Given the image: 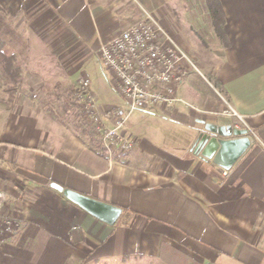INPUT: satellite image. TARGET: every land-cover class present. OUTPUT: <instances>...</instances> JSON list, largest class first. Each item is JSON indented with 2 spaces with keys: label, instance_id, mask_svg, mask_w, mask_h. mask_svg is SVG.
Returning a JSON list of instances; mask_svg holds the SVG:
<instances>
[{
  "label": "crops",
  "instance_id": "1",
  "mask_svg": "<svg viewBox=\"0 0 264 264\" xmlns=\"http://www.w3.org/2000/svg\"><path fill=\"white\" fill-rule=\"evenodd\" d=\"M219 2L224 42L202 0H0L29 43L25 71L34 58L51 59L60 74L55 84L65 88L75 87L78 65L139 7L155 14L256 135L229 171L190 154L202 122L230 124L218 115L223 105L213 89L192 73L176 88L187 105L131 113L138 115L129 116L125 132L134 145L111 162L86 140L55 145L68 132L52 120L46 148L0 141V220L13 222L0 227V264H264V0ZM92 86L102 107H124L121 99L102 102L105 88ZM0 107V137L18 136L26 128L20 111ZM52 183L121 215L107 225Z\"/></svg>",
  "mask_w": 264,
  "mask_h": 264
},
{
  "label": "built area",
  "instance_id": "2",
  "mask_svg": "<svg viewBox=\"0 0 264 264\" xmlns=\"http://www.w3.org/2000/svg\"><path fill=\"white\" fill-rule=\"evenodd\" d=\"M123 30L107 41L99 43L97 57L101 68L113 76L114 89L123 102V108L102 107L90 88L86 77L75 85V95L100 144V152L109 162L116 152L127 153L134 145L126 135L125 124L134 111H144L174 103L186 104L176 95V88L189 74L200 76L213 89L222 103L221 117L230 120L225 132L246 130L256 137L230 103L203 77L189 55L171 38L159 22L146 10ZM227 172H223L226 176ZM3 194L0 195V203ZM13 225L10 219L0 221L1 229Z\"/></svg>",
  "mask_w": 264,
  "mask_h": 264
},
{
  "label": "rangeland",
  "instance_id": "3",
  "mask_svg": "<svg viewBox=\"0 0 264 264\" xmlns=\"http://www.w3.org/2000/svg\"><path fill=\"white\" fill-rule=\"evenodd\" d=\"M172 7L173 6L170 5V8L167 9L170 17L175 13V11H172ZM149 14L157 22H160L155 14ZM183 50L188 54H194L185 49ZM4 51L10 53V49H4ZM190 59L200 70L203 77H206L198 66L196 59H193L192 57H190ZM32 60L28 73L27 68L25 71V66L29 61L28 46V59L27 62L22 65L23 78L20 86H18L16 90H14L11 85L5 83V80L0 75V103L4 104L5 109L13 110V112L19 110L21 114L17 118L18 123L21 127H26L24 131L19 129V135L15 137L7 136L4 133L5 135L0 137V141L14 143L17 147L30 145L46 148L47 146H50L49 139L52 136V134H48L46 124L49 120H52L61 125L62 130L68 132L67 138L61 139L59 137L58 141L55 142V145H61L64 143L74 144V142H77L78 140H86L91 143L93 148L100 152V144L90 127V123L86 119L81 102L76 98L75 87L65 88L62 87L60 83L55 84V79L60 77V74L54 66L50 69L49 63L52 62L51 59L34 58ZM35 70L37 72H35ZM82 76L92 82V88L95 84L96 86L99 85L102 88H105L107 94L105 93L104 96L102 95L103 97L99 95L102 102L120 100V97L116 94L114 89V80L111 72L100 67L97 55L90 54L84 59L81 65H78L74 77L78 79ZM208 82L213 86V83L210 81ZM217 91L219 92V90ZM12 98L16 101L13 104L8 102L9 99ZM136 112L131 114L130 117L132 115L137 116L138 114ZM51 139L53 138L51 137Z\"/></svg>",
  "mask_w": 264,
  "mask_h": 264
},
{
  "label": "water",
  "instance_id": "4",
  "mask_svg": "<svg viewBox=\"0 0 264 264\" xmlns=\"http://www.w3.org/2000/svg\"><path fill=\"white\" fill-rule=\"evenodd\" d=\"M201 125L202 127L195 131L189 153L229 171L250 147L251 141L247 131L233 129L226 133L224 126L203 122ZM50 186L65 199L107 225H114L121 215L122 211L118 207L64 189L55 183Z\"/></svg>",
  "mask_w": 264,
  "mask_h": 264
},
{
  "label": "trees",
  "instance_id": "5",
  "mask_svg": "<svg viewBox=\"0 0 264 264\" xmlns=\"http://www.w3.org/2000/svg\"><path fill=\"white\" fill-rule=\"evenodd\" d=\"M202 2L209 10L215 35L224 42V19L219 0ZM28 46V41L21 37L20 31L13 26L12 19L0 11V75L14 90L20 86L23 78L22 65L28 59ZM4 49H10V53H6Z\"/></svg>",
  "mask_w": 264,
  "mask_h": 264
}]
</instances>
